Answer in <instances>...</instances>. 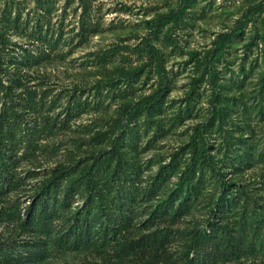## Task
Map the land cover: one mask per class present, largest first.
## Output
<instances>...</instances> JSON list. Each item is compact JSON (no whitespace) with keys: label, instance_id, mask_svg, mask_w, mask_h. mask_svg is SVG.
<instances>
[{"label":"rangeland","instance_id":"obj_1","mask_svg":"<svg viewBox=\"0 0 264 264\" xmlns=\"http://www.w3.org/2000/svg\"><path fill=\"white\" fill-rule=\"evenodd\" d=\"M181 1L0 0V113H17L10 126L22 137V144L30 142L27 153L23 155V148L15 156L16 176L25 178L18 189L0 195V211L23 208L54 166L78 161L83 166L91 154L114 145L123 170L113 172L115 157L103 153L98 159L102 162L98 188L105 178L120 176L114 175L119 191L108 198L115 196L132 206L127 211L130 232L123 230L115 239L138 238L156 228L177 230L165 248L180 262L189 231L208 218L220 191V177L202 169L190 153L194 127L204 123L206 151L221 178L247 190L257 204L250 208L264 216V0ZM173 10L175 15L149 30L147 20ZM222 32L232 33L213 61L219 96L213 103L220 114L212 116L208 70L202 76L201 72L205 56ZM146 39L161 54L167 93L152 112L132 119L120 136L110 126L121 106L138 101L159 84L156 59L150 61ZM139 69L136 78L123 79ZM110 80L115 84L105 87ZM105 130L108 134L102 140L91 139ZM190 163L195 180L203 173L197 198L175 223L154 221L155 209L169 200L181 171ZM76 200L74 206L83 199ZM109 208L121 221L120 213L111 204ZM18 233L15 223L0 220V240ZM111 252L52 250L42 264L150 261L147 253L118 259ZM215 264H264V249L256 247L252 255Z\"/></svg>","mask_w":264,"mask_h":264},{"label":"trees","instance_id":"obj_2","mask_svg":"<svg viewBox=\"0 0 264 264\" xmlns=\"http://www.w3.org/2000/svg\"><path fill=\"white\" fill-rule=\"evenodd\" d=\"M181 3L184 4V0ZM175 13L176 10H173L159 15L155 20H147L149 30H155L163 19L172 17ZM231 33L218 34L203 61L201 76L208 70L206 81L213 91L212 103L218 102L219 99L214 82L216 77L214 57ZM146 42L150 61L154 57L156 59L159 84L150 94L141 97L138 101L121 106L118 117L110 126V129L116 127L117 134L121 132L120 136L126 131L132 119L142 113L152 112L163 102L167 93L161 54L156 49L152 50L149 39H146ZM140 72L141 69L133 70L123 79L136 78ZM195 81H198V78ZM101 84L102 82H99L97 86ZM114 84L115 81L110 80L103 85L112 87ZM210 109L212 116L220 114L214 103ZM16 115L15 112L0 113V195L18 189L21 180L25 178V176H16L15 156L23 148L25 149L23 155L27 153L30 142L26 140L27 144H22V137L10 126L9 122L17 120ZM204 126V123H199L194 127L190 138V153L196 157L202 169L220 177V191L213 201L208 218L202 225L195 226L189 231L187 249L182 261L178 262L172 258L165 248V245L172 242V233L177 230L167 227L156 228L138 238L125 237L121 241L115 239L123 230L130 232L132 220L127 215V211L132 209V206H126L115 196L108 198L112 192L120 189L115 187V174L110 180L105 178L102 188H98L102 163H100L101 159H98L103 153H108V157H115L113 172L118 173L123 170L124 164L120 152L112 145L109 151L91 154V160L83 166H80L79 161L70 165L54 166L48 170L46 178L33 188L28 196V203L23 208L16 206L10 211H0V214L4 215L0 220L15 223L20 232L15 238L0 240V264H42L51 256L52 250L105 252L111 249V253H115L118 259H125L138 252L147 253L150 261L147 260L146 264H215L218 261L238 259L245 254L252 255L256 247L264 249V216L259 210L250 208V204L255 203L249 197L247 190L238 189L232 182H226L221 178L217 164L206 151ZM107 134L106 130L97 131L92 134L91 139L95 138L99 141ZM118 138L116 136L113 143H116ZM192 165L193 163L187 164L181 171L177 187L173 188L169 200L161 202L155 209L154 221L173 224L179 216L187 213L198 196V184L203 176L201 173L195 180L191 175ZM78 198L83 200L80 205L74 206ZM128 201L133 200L128 197ZM110 204L120 213L121 221L115 220L110 212ZM23 234L28 236L21 237Z\"/></svg>","mask_w":264,"mask_h":264}]
</instances>
